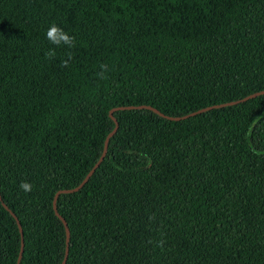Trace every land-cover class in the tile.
I'll return each instance as SVG.
<instances>
[{"label":"trees","instance_id":"1","mask_svg":"<svg viewBox=\"0 0 264 264\" xmlns=\"http://www.w3.org/2000/svg\"><path fill=\"white\" fill-rule=\"evenodd\" d=\"M260 90L264 0H0V264H60L110 109L64 264H264V93L167 117Z\"/></svg>","mask_w":264,"mask_h":264},{"label":"water","instance_id":"2","mask_svg":"<svg viewBox=\"0 0 264 264\" xmlns=\"http://www.w3.org/2000/svg\"><path fill=\"white\" fill-rule=\"evenodd\" d=\"M261 93H264V90H260V91H257V92H253L251 94H248L247 96H244L240 99H237V100H234V101H229V102H225V103H220V104H213V105H209V106H206V107H203V108H200V109H197L195 111H192V112H189L185 115H181V116H175V117H171V116H167L168 118L170 119H182V118H186L190 115H193L195 113H198V112H201V111H204V110H207V109H210V108H213V107H219V106H224V105H230V104H234L236 102H240V101H243V100H246L247 98H250V97H254L258 94H261ZM137 107H140V106H137ZM121 108H125V107H116V109H121ZM112 112V109H110L108 111V115L112 118L113 122H114V126L113 128L106 134L105 138H104V142H103V147H102V150H101V153L100 155L98 156L97 160L94 162V164L91 166V168L87 171V173L85 174V176L82 178V180L74 187L72 188H67V189H61V190H58L54 196H53V199H52V207H53V210L55 212V214L60 218V220L63 222L64 224V228H65V249H64V255H63V258L60 262V264H64L65 262V259H66V255H67V241H68V229H67V226H66V223L64 221V219L57 213L56 209H55V198H56V195L60 192H72V191H76L78 190L82 184L88 179V177L90 176V174L93 172V170L98 166V164L100 163V161L102 160V158L104 157V154H105V151H106V147H107V141H108V138L110 137L111 134H113V132L115 131L116 127H117V122H116V119L112 116L111 114ZM11 214L14 216V214L11 212ZM15 217V216H14ZM16 219V218H15ZM18 225V228H19V231H20V235H21V229H20V225L17 223ZM22 238H20V246H19V251H18V255H17V258H16V262L15 264H19V260H20V256H21V252H22Z\"/></svg>","mask_w":264,"mask_h":264},{"label":"clouds","instance_id":"3","mask_svg":"<svg viewBox=\"0 0 264 264\" xmlns=\"http://www.w3.org/2000/svg\"><path fill=\"white\" fill-rule=\"evenodd\" d=\"M46 39L55 46H61L66 45L68 47H73L75 43V37L70 35L68 32H66L64 29H62L60 26L56 25L55 23H52L49 25L48 29L46 30ZM46 57L49 59H52L55 57V49H49L45 53ZM71 59V54L68 56V60ZM68 60L62 61L64 66H67ZM102 72L99 73L100 78H105L103 75V72L107 70V65H101ZM19 188L25 192H31L33 189V185L30 181L24 180L19 184Z\"/></svg>","mask_w":264,"mask_h":264}]
</instances>
